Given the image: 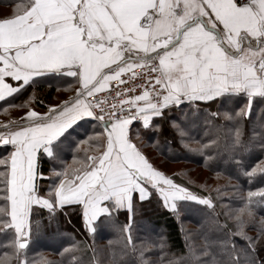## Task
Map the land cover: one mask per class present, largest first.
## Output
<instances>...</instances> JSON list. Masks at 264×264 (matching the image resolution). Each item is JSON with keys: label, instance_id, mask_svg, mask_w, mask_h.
I'll return each mask as SVG.
<instances>
[{"label": "snow or ice", "instance_id": "1", "mask_svg": "<svg viewBox=\"0 0 264 264\" xmlns=\"http://www.w3.org/2000/svg\"><path fill=\"white\" fill-rule=\"evenodd\" d=\"M15 9L0 18V102L42 76L67 78L76 85L69 88L73 95L68 100L45 105L44 112L29 106L35 96L29 93L16 105L29 106L25 115L0 125V146L12 149L0 156V225L14 230L18 264H28L20 257L27 255L31 235L43 223L32 219L38 210L51 218L72 206L92 235L102 217L126 211L127 221L118 232L121 252L133 264H264V216L257 219V210L264 208V186L247 191L239 184L225 186L240 205H223L227 211L221 223L214 204L222 198L221 189H215V197L207 184L198 185L200 192L191 190L151 163L141 143L144 131L159 132L158 119L181 109L168 124L182 147L206 166L227 157L249 184L264 177V111L250 134L245 124L255 98L264 99V0H21ZM137 66L144 70L136 73ZM126 75L144 84L127 87ZM113 80L120 84L111 91L127 99L108 104V95L102 100L99 94ZM241 95L245 102L232 110L217 104ZM201 113L212 132L192 148L186 124L195 126ZM85 118L95 120L98 128L89 137L95 154L74 151L73 163L54 170V183L42 189L39 181L53 176L39 170V154L52 157L54 142ZM254 149L262 158L246 166ZM153 194L178 220L181 202L205 206L212 213L207 222L221 235L213 239L201 226L185 234L184 251L172 253L171 259L163 238L137 242L135 202ZM249 228L256 234L250 235Z\"/></svg>", "mask_w": 264, "mask_h": 264}, {"label": "trees", "instance_id": "2", "mask_svg": "<svg viewBox=\"0 0 264 264\" xmlns=\"http://www.w3.org/2000/svg\"><path fill=\"white\" fill-rule=\"evenodd\" d=\"M20 2L21 0H0V6H15ZM70 85H72L70 79L61 82L52 75L38 77L33 84L27 87L26 91L1 102L0 115L7 121L16 120L25 115L29 106L36 111L43 112L46 108L45 105L57 95V90L62 86L69 89L72 87H69ZM33 92L35 96L29 106H16L24 101L29 93ZM244 102L245 97L241 95L231 103L218 101L217 104L222 105L221 110H232ZM201 107H211L212 110H215L217 105H201ZM180 111L181 109H173L170 116L165 119H158L157 122L161 124L158 133L152 131L142 133V151L158 169L172 175L193 191L200 192L198 185L207 184L212 189L211 195L215 197V189L219 187L222 198L214 199L215 212L219 214L218 218L221 223H224V213L227 209L222 206L230 205L235 208L240 205L239 199L233 195V189L225 186L239 184L241 191H247L249 188L255 189L264 186V177L258 176L253 183L249 184L247 179L239 173L234 163L226 162L227 157L216 159L211 162L210 166H206L198 154L187 151L181 146L177 136L169 127L168 119L178 118ZM261 111H264V99L257 97L252 106L251 119L245 121L247 134L251 133L252 125L259 122ZM204 119L205 114L201 113L195 122V126L192 125L191 121L186 124L191 138L188 142L192 148L198 147L195 141L206 142L207 136L212 132V129L205 124ZM256 131H260L259 127L256 128ZM81 148H84V144H80L75 152L80 153ZM91 148L88 149V153ZM9 151H11L10 146H0V156L7 155ZM80 154L83 155L84 153ZM261 158V154L254 149L245 158V165L250 167ZM61 165L58 158H39V170L43 171L46 177L53 176L52 180L39 181L42 189L54 183V170H59ZM179 209L180 219L178 220L174 214L165 210L155 194L143 203L135 202L132 229L134 240L137 242L141 240L158 242L160 238H163L167 245L165 251L171 259L172 253L178 256L184 251L183 237L185 234L195 232L201 226L213 239L221 235L207 222L212 213L205 206L184 201L180 203ZM260 216H264V208L257 210V219ZM127 218L128 213L126 211H120L111 219L102 217L96 226L95 234L92 235L86 231L87 226L83 224L79 209L76 206L57 211L56 215L51 218L45 210L40 209L38 215L33 216L32 219L33 221L41 219L43 223L39 231H33L31 243L27 248V255L21 256L20 259L27 260L28 264H43L46 260L54 261L56 264H77V262L79 264H113V261L115 264H133L131 258L126 257L121 252L122 238L118 232ZM49 219H51V223H49ZM248 232L250 235H255L256 229L249 228ZM14 239V230H5L0 225V264H18L17 251L13 246ZM261 246L264 247V241L261 242ZM65 248L70 249V251L64 252ZM93 249H95V257L93 256ZM152 255L159 254L153 253ZM73 257L76 259L74 260Z\"/></svg>", "mask_w": 264, "mask_h": 264}, {"label": "crops", "instance_id": "3", "mask_svg": "<svg viewBox=\"0 0 264 264\" xmlns=\"http://www.w3.org/2000/svg\"><path fill=\"white\" fill-rule=\"evenodd\" d=\"M15 10H16L15 6H0V18H4V17L12 15ZM57 79H59V81L61 82L68 80L67 78L66 79L57 78ZM69 87L74 88L76 87V85L73 83ZM57 91L58 93L61 92L59 93L60 97L58 96V93H57V95L53 97L47 105H56L63 101H66L69 99L68 96L73 93L72 91H70L69 89L63 86ZM46 110L47 108L44 109V111ZM5 122H7V120L2 115H0V125H3ZM94 130L98 131V128H97L96 122L93 121L91 118L77 120L59 137V139L56 142H54L53 144L54 155L52 157H49L47 154H44V153L39 154L37 158L38 166H39V158L41 157H44V158L54 157L56 159L58 158L59 163L61 164L73 163V152L76 151V148L80 146V142L82 141H85L84 148L87 149V154L88 155L95 154L91 148L92 145L89 146V143H90L89 137L91 136V133ZM89 148L91 149L88 153Z\"/></svg>", "mask_w": 264, "mask_h": 264}, {"label": "built area", "instance_id": "4", "mask_svg": "<svg viewBox=\"0 0 264 264\" xmlns=\"http://www.w3.org/2000/svg\"><path fill=\"white\" fill-rule=\"evenodd\" d=\"M143 70H144V69H143L142 67L137 66V67L135 68L134 71H135L136 73H140V72H142ZM124 80L126 81V86H127V87H131L133 83H139L140 85H143V84H144V81H133V80H131V79L129 78V76H127V75L124 76ZM119 84H120V81H119V80H113V81H111L110 84H109L108 89H107L105 92H102V93L99 94V95L101 96V99L103 100L104 96H105V95H108V97H109V98H108V101H107L108 104H117V103H119L120 101L126 100V99H127V96H124V95H122V96H115V92L111 91V89H112L114 86H117V85H119ZM141 90H142V88H140V87L136 88V93L138 94ZM72 95H73V93L70 94V95L68 96V98H70ZM112 97H115V99H113ZM89 99H93V100H94L95 97H90ZM103 107H105V104L102 102V103L100 104V108H103ZM124 107H125V108H128V105L125 104ZM96 111L98 112V111H99V108L96 109ZM109 112L115 114L116 109H115V108H110V109H109ZM91 119H92V118H91ZM92 120H93V119H92ZM93 121H95V120H93ZM95 122H96V121H95Z\"/></svg>", "mask_w": 264, "mask_h": 264}, {"label": "rangeland", "instance_id": "5", "mask_svg": "<svg viewBox=\"0 0 264 264\" xmlns=\"http://www.w3.org/2000/svg\"><path fill=\"white\" fill-rule=\"evenodd\" d=\"M73 84V83H72ZM68 86V85H67ZM59 93H61V92H59ZM59 93H58V96H59ZM60 97V96H59Z\"/></svg>", "mask_w": 264, "mask_h": 264}]
</instances>
